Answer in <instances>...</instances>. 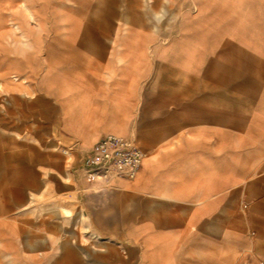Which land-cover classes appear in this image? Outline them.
I'll return each mask as SVG.
<instances>
[{"label":"crops","instance_id":"obj_1","mask_svg":"<svg viewBox=\"0 0 264 264\" xmlns=\"http://www.w3.org/2000/svg\"><path fill=\"white\" fill-rule=\"evenodd\" d=\"M109 134L141 168L90 182ZM1 256H264V0H0Z\"/></svg>","mask_w":264,"mask_h":264},{"label":"built area","instance_id":"obj_2","mask_svg":"<svg viewBox=\"0 0 264 264\" xmlns=\"http://www.w3.org/2000/svg\"><path fill=\"white\" fill-rule=\"evenodd\" d=\"M144 156L143 150L132 138L109 134L86 150L82 167L90 182L108 181L115 176L134 178Z\"/></svg>","mask_w":264,"mask_h":264},{"label":"rangeland","instance_id":"obj_3","mask_svg":"<svg viewBox=\"0 0 264 264\" xmlns=\"http://www.w3.org/2000/svg\"><path fill=\"white\" fill-rule=\"evenodd\" d=\"M69 216L71 219H74L75 221H79L77 224L76 223L73 224L72 225L73 228L69 230V232H71L69 235L70 239L73 242V244H75L77 239V234L80 235L81 238H83L82 232L84 230V221L86 220V218H84L83 216L80 217V215L72 208L71 211L69 212ZM84 242H88V240L84 239ZM21 258L22 256L20 257V259L15 260L14 263H11L10 261H8V259L5 256L4 257L1 256L0 264H26V259L22 260ZM251 258H253V260L249 258L245 260V264H264V256H253V257L251 256ZM57 264H76L75 256H69V260L67 262H62ZM84 264H92L91 256H85Z\"/></svg>","mask_w":264,"mask_h":264}]
</instances>
